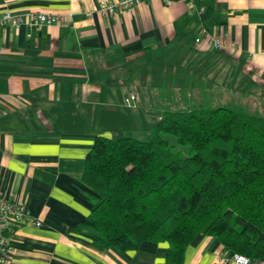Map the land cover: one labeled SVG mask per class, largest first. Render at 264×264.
<instances>
[{
    "label": "crops",
    "instance_id": "1",
    "mask_svg": "<svg viewBox=\"0 0 264 264\" xmlns=\"http://www.w3.org/2000/svg\"><path fill=\"white\" fill-rule=\"evenodd\" d=\"M116 1L0 0V13L24 19L0 28V194L41 221L15 225L16 264L164 262L166 242L118 251L75 229L98 198L80 180L85 156L129 96L133 114L160 105L164 88L212 105L245 99L250 111L264 108V0H143L101 12V3ZM35 11L61 22L29 25ZM200 27L229 46L196 43ZM230 253L199 233L183 264H237L226 261Z\"/></svg>",
    "mask_w": 264,
    "mask_h": 264
},
{
    "label": "trees",
    "instance_id": "2",
    "mask_svg": "<svg viewBox=\"0 0 264 264\" xmlns=\"http://www.w3.org/2000/svg\"><path fill=\"white\" fill-rule=\"evenodd\" d=\"M160 91V105L134 114L124 105L103 121L114 130L94 137L80 175L98 198L75 229L118 251L166 242L162 264H183L199 233L264 261V118ZM134 124L144 138L115 128Z\"/></svg>",
    "mask_w": 264,
    "mask_h": 264
},
{
    "label": "built area",
    "instance_id": "3",
    "mask_svg": "<svg viewBox=\"0 0 264 264\" xmlns=\"http://www.w3.org/2000/svg\"><path fill=\"white\" fill-rule=\"evenodd\" d=\"M143 0H117L116 2H104L100 4V10L107 16L113 15L118 11L130 9L134 4ZM171 0H166L170 3ZM192 2V0H186ZM24 22L20 13L5 10L0 13V28L6 26L18 27ZM61 18L55 14L35 11L29 15V25H50L60 23ZM202 40L212 49L219 50L228 47L229 45L222 40L218 35L210 33L206 28L200 27L198 36L195 37V42L199 43ZM133 96L125 99L124 105L133 107ZM31 222L36 226L41 225V221L33 218L26 205L21 202H16L0 194V264H16L12 256V234L14 227L18 223ZM226 261H233L237 264H264V261L252 262L247 256L232 252Z\"/></svg>",
    "mask_w": 264,
    "mask_h": 264
},
{
    "label": "rangeland",
    "instance_id": "4",
    "mask_svg": "<svg viewBox=\"0 0 264 264\" xmlns=\"http://www.w3.org/2000/svg\"><path fill=\"white\" fill-rule=\"evenodd\" d=\"M195 96L196 95H194V96L191 95L190 97H193L194 98ZM240 105H246L248 107L249 111L251 110L249 103L245 99L242 101V103ZM216 106H219V105L216 104ZM250 112L253 115H255V116H260V117H263L264 118V108L262 110H254V109H252V111H250ZM146 118L147 119L151 118L150 114L146 113ZM114 126H116V124H114ZM115 128H117L118 131L122 130L121 133L123 135H131V136H134V137L140 138V139L141 138H144L145 137V134H146L145 133V130L143 128H141V126H138L137 124H134V125H132L131 127H128V128L121 127L120 125H117V127H115ZM110 129L111 130L112 129L114 130V127H111ZM168 138L172 141L171 143L174 142V138H173L172 135H168ZM176 147L178 149H181L182 146L180 147V146H177L176 145ZM182 148H186V147H182Z\"/></svg>",
    "mask_w": 264,
    "mask_h": 264
}]
</instances>
